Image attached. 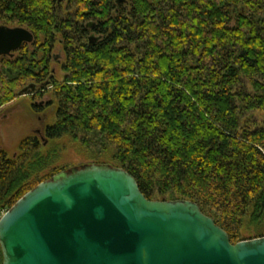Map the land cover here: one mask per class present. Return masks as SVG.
Returning a JSON list of instances; mask_svg holds the SVG:
<instances>
[{"label": "trees", "instance_id": "16d2710c", "mask_svg": "<svg viewBox=\"0 0 264 264\" xmlns=\"http://www.w3.org/2000/svg\"><path fill=\"white\" fill-rule=\"evenodd\" d=\"M0 25L34 36L0 57V108L33 83L56 105L45 140L126 170L147 199L194 201L232 244L246 222L264 235V0H0ZM40 149H0V217L59 172L41 174Z\"/></svg>", "mask_w": 264, "mask_h": 264}, {"label": "water", "instance_id": "95a60500", "mask_svg": "<svg viewBox=\"0 0 264 264\" xmlns=\"http://www.w3.org/2000/svg\"><path fill=\"white\" fill-rule=\"evenodd\" d=\"M33 40L0 25V57ZM0 249L2 264H264V235L232 244L194 201L147 199L106 163L61 170L27 191L0 217Z\"/></svg>", "mask_w": 264, "mask_h": 264}, {"label": "rangeland", "instance_id": "374dc122", "mask_svg": "<svg viewBox=\"0 0 264 264\" xmlns=\"http://www.w3.org/2000/svg\"><path fill=\"white\" fill-rule=\"evenodd\" d=\"M53 54L56 58H52L50 68L53 76L61 81L63 77L61 64L64 56L59 43L55 44ZM39 91L41 90L38 88L35 94L18 95L0 108V149L10 157H15L18 154L19 142L27 136H36L41 142L40 152L45 156V167L41 174H49L53 170H67L83 164L105 163L91 160L76 143H69L65 139L45 140L44 128L54 122L56 105L50 102L52 96L48 91L40 96ZM33 105H37L42 110L35 111ZM240 233L241 240L257 238L254 227L247 222Z\"/></svg>", "mask_w": 264, "mask_h": 264}, {"label": "flooded vegetation", "instance_id": "af4514ba", "mask_svg": "<svg viewBox=\"0 0 264 264\" xmlns=\"http://www.w3.org/2000/svg\"><path fill=\"white\" fill-rule=\"evenodd\" d=\"M92 25H93L92 23H87V24H86V26L89 27V28L92 27ZM95 35H96V34L91 33V36L89 37V39H90L92 42H94L95 39H96ZM28 44H31V43H28ZM23 45H24V44H23ZM23 45H22V46H23ZM22 46H21V47H22ZM21 47H20V48H21ZM20 48H19V49H20ZM61 51H62V50H61ZM15 52H16V51H15ZM15 52H13L12 55L15 54ZM52 58L55 59L56 56L53 54V55H52Z\"/></svg>", "mask_w": 264, "mask_h": 264}]
</instances>
